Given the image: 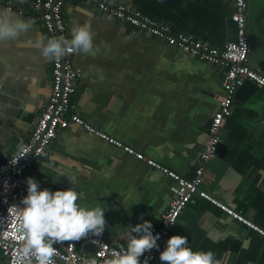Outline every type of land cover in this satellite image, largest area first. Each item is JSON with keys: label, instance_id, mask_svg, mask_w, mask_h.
Instances as JSON below:
<instances>
[{"label": "crops", "instance_id": "1", "mask_svg": "<svg viewBox=\"0 0 264 264\" xmlns=\"http://www.w3.org/2000/svg\"><path fill=\"white\" fill-rule=\"evenodd\" d=\"M110 1L210 45L222 48L230 41L234 0ZM249 7L248 62L264 73V0H250ZM32 14L33 0H0V19L30 22L15 38L0 39V162L28 141L52 91L50 57L37 46L48 34ZM64 16L70 37L84 22L93 33L92 48L74 53L83 70L72 96L79 114L147 157L193 176L224 92L222 69L85 0H69ZM222 142L226 164L206 168L205 187L264 227V87L235 99ZM25 174L40 187H74L82 206L106 208L102 235L116 246H126L130 224L147 219L161 225L173 197L172 179L161 169L76 123L61 129ZM173 234L186 235L194 250H212L220 264H264V236L205 199L193 198L170 228L157 253L163 264L159 251ZM73 247L92 255L87 244ZM0 264H6L1 249Z\"/></svg>", "mask_w": 264, "mask_h": 264}, {"label": "built area", "instance_id": "2", "mask_svg": "<svg viewBox=\"0 0 264 264\" xmlns=\"http://www.w3.org/2000/svg\"><path fill=\"white\" fill-rule=\"evenodd\" d=\"M69 0H33L31 18L40 20L45 27L48 38L64 36L70 38L67 21L64 16V6ZM94 4L102 12L122 21L132 27L155 35L164 43L178 47L199 59L219 66L223 71V94L220 96V106L212 116L208 138L204 143L198 167L191 177L144 155L128 145L95 127L85 120L77 111L72 96L75 85L83 74V70L74 61V53H66L58 57H50L52 71V91L47 103L35 124L28 141L9 159L0 162V249L6 257V264H24L20 255L23 243V205L22 197L27 194L26 170L44 155L58 136L61 129L70 123L82 126L86 131L99 135L110 143L124 148L146 160L149 165L161 169L172 179L170 190L173 197L169 207L163 214V223L153 226V232L159 233L158 244L161 245L170 228L176 223L186 205L195 197L208 200L240 220L250 228L264 236V227L246 217L238 210L218 199L203 185L206 168L216 156L218 144L222 141L223 129L227 119L233 112L235 94L245 80L253 81L257 86L264 87V73L248 62L250 50L249 5L250 0H234L231 18L237 24V40L229 41L219 48L190 35L175 33L170 26L162 24L146 15L141 9L126 3H112L110 0H85ZM21 156L15 164L11 163ZM7 182V185L5 184ZM87 244L92 248V255L79 251L74 245ZM121 246L110 243L106 236L91 234L78 240H65L54 244L55 253L49 264H83L86 259L96 258L98 262L111 256L114 250ZM158 249L153 248L146 255L150 256V264H163L157 259ZM35 263V260H33Z\"/></svg>", "mask_w": 264, "mask_h": 264}, {"label": "clouds", "instance_id": "3", "mask_svg": "<svg viewBox=\"0 0 264 264\" xmlns=\"http://www.w3.org/2000/svg\"><path fill=\"white\" fill-rule=\"evenodd\" d=\"M29 26L30 22L23 18L0 19V39L15 38ZM92 36L91 24L84 22L72 28L70 38L57 36L46 39L41 36L37 46L42 48L43 55L58 57L80 50L88 51L93 46ZM20 157L10 162L15 164ZM61 175L67 176L64 172ZM71 179L75 181V177ZM26 185L27 194L22 197L24 233L20 246L24 264H33V260L35 264H49L56 251L54 244L78 240L89 234L98 237L104 232L106 208L100 205L82 206L78 203L79 193L74 187L55 190L40 187L39 181L32 176L26 177ZM159 236L158 232H153L151 220L143 219L134 225L130 224L126 246L114 250L110 257L103 259L102 264H150L151 257L145 253L160 248ZM159 259L167 264H220L212 250H194L189 245L188 237L182 234L167 238L165 247L159 251ZM83 264L101 262L93 257L86 259Z\"/></svg>", "mask_w": 264, "mask_h": 264}, {"label": "water", "instance_id": "4", "mask_svg": "<svg viewBox=\"0 0 264 264\" xmlns=\"http://www.w3.org/2000/svg\"><path fill=\"white\" fill-rule=\"evenodd\" d=\"M228 28H229V40L230 41H236L237 40V24L236 22L229 16L228 18ZM257 88V85L247 79L245 82L238 87L236 94H235V99L237 100H244L249 94H251L255 89ZM212 122V117L209 120V126L210 127ZM228 152V147L227 144L224 142H220L217 147V152L216 156L211 159V161L208 164V168H213V167H224V159L226 157V154ZM226 164V163H225ZM203 185L205 186V183L203 182Z\"/></svg>", "mask_w": 264, "mask_h": 264}]
</instances>
